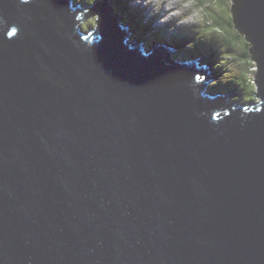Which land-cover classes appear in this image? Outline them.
<instances>
[{"label": "water", "instance_id": "1", "mask_svg": "<svg viewBox=\"0 0 264 264\" xmlns=\"http://www.w3.org/2000/svg\"><path fill=\"white\" fill-rule=\"evenodd\" d=\"M230 11L258 102L103 0H0V264H264V0Z\"/></svg>", "mask_w": 264, "mask_h": 264}, {"label": "clouds", "instance_id": "2", "mask_svg": "<svg viewBox=\"0 0 264 264\" xmlns=\"http://www.w3.org/2000/svg\"><path fill=\"white\" fill-rule=\"evenodd\" d=\"M97 1L99 0H71V4L72 5H89ZM103 1H105L109 9L113 12V14L121 22V24L124 26V28L129 33L131 38L135 40L136 42H138L144 49L149 50L156 44L170 46L172 47V49L169 51L171 58L178 60V61H188L190 60L189 58L193 60L198 59L200 64L209 66L210 67L209 80L206 82L204 90H206L207 92L211 94H220L216 90V87L211 85V81L215 80L219 75H223L229 69L227 65L225 64V62L220 63V64H214L212 62L213 64V67H212V64L209 63L207 60L208 54L204 49L206 46L210 45L215 48H219L220 50H223L225 52L224 54L227 59L232 58L233 62L236 59L238 60V64L241 65V67H243L244 63L240 62L243 58L241 56L243 52L242 53L241 51L240 52L237 51L236 53L234 52V50L236 49V46H234L233 39L230 37V35L226 34V35H223L222 37H218L210 33V32H214L220 35L223 29L227 32V28H224L223 23L218 19L219 16L221 18H224L223 13L225 11L227 12V10H225L223 5L220 6L221 3L223 4V0H215L217 3L219 2V6L221 7V11L223 12H220L217 10H212L209 12L207 24L209 25L211 24V26L208 28L206 25H203L199 21L189 20V16L194 14V10H192L193 12L191 14L187 13L189 14L188 16L183 15L186 13V10L189 7L192 9H195V7H192L189 4H184L186 0H182L180 2L181 3L180 8L174 7L175 5L174 2H179L178 0H175L173 2H169L170 0L168 2H164L163 0H133L135 2V5L138 8H135L134 6H132L129 0H103ZM194 1L196 2V4H198L197 9L203 10V9H207V6H210V5L204 4L205 0H201V1L194 0ZM183 4H184V7H182ZM165 8H167V11L166 10L164 11ZM182 8L185 9L184 13H175L173 14L174 18L171 21H168V18L172 13L171 10L177 11ZM230 8H231V5H230ZM230 8L228 9L229 14L227 12L229 17L226 19H229V18L231 19L230 24L236 30V33L237 32L239 33L238 38L243 39L245 41V44L247 43L245 53L247 54V56H249L248 58H250L249 50H248L250 41L246 40L242 36V34L238 31V29L234 26ZM146 11L151 13V15L149 13L146 15ZM165 12H167L166 15H165ZM211 14L215 15V19H213L210 22L209 18L211 17ZM194 17H195L194 19H198L196 15ZM96 18H97V13H94L92 16L85 18L81 20L80 22H78V25H76V29L79 32V34L83 36H87L89 31H95ZM226 38H229L232 41V46L234 47V49L231 47H230L231 50L225 49V46H227L225 45ZM194 51H195V56H194ZM190 55H192V57H190ZM250 59L256 64L255 60H253L252 58ZM247 66H249V64H245V67ZM217 68H219V70H215ZM246 70L248 74L251 73L249 71V68L248 69L246 68ZM253 70H255L254 71V75H255L256 67ZM238 72L236 70L232 71V74H231L232 76L230 78H227V80L229 81L230 84H235L236 82L237 84L236 89L239 91L243 89L242 85H240L237 82V79L238 77H240L242 70H239ZM248 74L247 76L250 77V79L246 80L245 82H248L249 86L251 85L250 87L252 86L254 87V93H255L256 87L254 83V78L251 79V76ZM231 82H234V83H231ZM237 86L239 88H237ZM227 90H229L231 94H233L232 92H234L233 87L225 88L223 91L226 92ZM246 100L237 98V101H234V100L231 101L230 99H228V102H232L236 104H241V103L249 104V103L258 102L259 98L253 95V97L246 98Z\"/></svg>", "mask_w": 264, "mask_h": 264}, {"label": "rangeland", "instance_id": "3", "mask_svg": "<svg viewBox=\"0 0 264 264\" xmlns=\"http://www.w3.org/2000/svg\"><path fill=\"white\" fill-rule=\"evenodd\" d=\"M164 2H168L169 0H163ZM173 1H175V0H170L169 2H173ZM179 2H175V7H177V8H180L181 7V1L182 0H178ZM201 1V0H200ZM129 2L131 3V5L132 6H134L135 8H138L136 5H135V2L133 1V0H129ZM140 2V1H139ZM138 2V3H139ZM140 4V3H139ZM184 4H189L190 6H192V7H195V9H192V8H188L187 10H186V13L185 14H183V15H185V16H188L189 14H187V13H192L193 11L192 10H194V14H192L191 16H189V20H196V21H199V22H201L203 25H206L207 26V28L208 27H210L211 26V24L209 25V24H207V20H208V17H209V12L210 11H212V10H217V11H220V12H223V11H221V7L220 6H222L223 5V7L225 8V10H227V12H228V14H229V8H230V5H231V0H223V4L221 3V5L219 6V2L217 3L215 0H205L204 1V4L205 5H210V6H207V9H203V10H201V9H197V6H198V4H196V2L194 1V0H186L185 1V3ZM184 4H183V6L182 7H184ZM192 4V5H191ZM186 7V6H185ZM191 9V10H190ZM209 9V10H208ZM141 10H143V9H141ZM145 11V10H144ZM171 15L169 16V18H168V21H171L173 18H174V15L173 14H175V13H184L185 12V9L184 8H182V9H180V10H177V11H172L171 10ZM227 12L225 11L223 14H224V18H221L220 16L218 17V19L223 23V25H224V28H227V32L223 29V31L221 32V34L220 35H218V34H216V33H214V32H210L211 34H213V35H216V36H218V37H222L223 35H226V34H229L230 35V37L233 39V44H234V46H236V49L234 50V52L236 53L237 51L238 52H240L241 51V53L243 52V54H245V49H246V44H245V41L243 40V39H239L238 37H235V32H236V30L231 26V24H230V18L229 19H226V18H228L229 17V15L227 14ZM149 12H147L146 11V15L148 14ZM150 15H151V13H149ZM161 14V13H160ZM165 15H166V12H165ZM197 16L198 17V19H194L195 17L194 16ZM173 16V17H172ZM94 18V17H93ZM213 19H215V15L214 14H211V17L209 18V21L211 22ZM188 20V21H189ZM190 24V23H189ZM192 24H193V22H192ZM203 35V34H202ZM189 48V47H188ZM230 52V51H229ZM225 52L223 51L222 53H221V55H223V58H222V61H225V64L227 65V67H228V71L227 72H225L223 75H220V77L219 78H222V76H225L226 78H230L232 75V71H234V70H236L237 72L239 71V70H242V73H241V76L240 77H238V79H237V82L239 83V84H241L242 85V83L243 82H245V75L247 76V74H248V72H247V70H246V68L248 69L249 68V71L251 72L250 74H248V75H250L251 76V79L253 78V76H254V71L255 70H253L256 66V64L252 61L251 63H249V66H247V67H245V64H243V67H241V65H239L238 64V60H234V62L232 61V58H226V56H225V54H224ZM187 55V54H186ZM190 57H192V55H190ZM223 63V62H222ZM226 70H227V68H226ZM239 73V72H238ZM245 74V75H244ZM242 77V78H241ZM216 79H218V78H216ZM216 79L215 80H212L211 81V85H213V83H215V81H216ZM250 82H251V80H250ZM238 84V85H239ZM238 87V86H237ZM239 88V87H238ZM230 98H233V99H237L238 98V95L236 96L235 94H233V96H231ZM247 101V100H246Z\"/></svg>", "mask_w": 264, "mask_h": 264}, {"label": "trees", "instance_id": "4", "mask_svg": "<svg viewBox=\"0 0 264 264\" xmlns=\"http://www.w3.org/2000/svg\"><path fill=\"white\" fill-rule=\"evenodd\" d=\"M235 37H239V33L237 32H235ZM247 44V43H246ZM225 45H227V46H225V49H228V50H231L230 49V47L231 48H233L234 49V47L232 46V41L229 39V38H226V42H225ZM197 46V45H196ZM212 47V48H211ZM205 51L207 52V60H208V62H210L211 64H212V62L214 63V64H220V63H222V62H225V61H222V58H223V55H221V53L223 52V50H220L219 48H215V47H213V46H206L205 48ZM212 53V54H211ZM194 55H195V51H194ZM243 58H242V60L240 61V62H242V63H244V64H249V63H251V59L250 58H248L249 56H247V54L245 53L244 55L242 54L241 55ZM189 57V56H188ZM215 70H219V68H217V69H215ZM245 75V74H244ZM241 76V75H240ZM245 81L246 80H249L250 79V77H248V76H246L245 75ZM242 78V77H241ZM231 83H234V82H231ZM252 84V83H251ZM235 85V86H234ZM236 82H235V84H230L229 83V81L227 80V78L225 77V76H222V78H220V79H218L214 84H213V86L214 87H216V89H218V88H228V87H233V91L234 92H239V93H237V95L239 96V99H242V100H246V98H251V97H253V93H254V87L252 86V87H250L249 86V83L248 82H243L242 83V87H243V89H242V87H241V89L242 90H237L236 89ZM241 85V84H240ZM237 90V91H236Z\"/></svg>", "mask_w": 264, "mask_h": 264}, {"label": "bare ground", "instance_id": "5", "mask_svg": "<svg viewBox=\"0 0 264 264\" xmlns=\"http://www.w3.org/2000/svg\"><path fill=\"white\" fill-rule=\"evenodd\" d=\"M174 3H175V2H174ZM191 5H192V4H191ZM174 7H175V6H174ZM165 10L167 11V8H165L164 11H165ZM172 11H174V10H172ZM166 14H167V12H166ZM131 35H132V34H131ZM197 39H198V38H197ZM211 48H212V47H211ZM211 54H212V53H211ZM194 56H195V55H194ZM188 58H189V57H188ZM189 59H190V60H193V59H191V58H189ZM209 63H210V62H209ZM217 64H218V63H217ZM212 67H213V64H212ZM219 77H220V75H219L217 78L220 79ZM218 79H216V81H217ZM216 81H215V82H216ZM213 84H214V83H213ZM212 86H213V85H212ZM237 88H238V87H237ZM216 90H217L218 93H220V94L230 93L229 90H227L226 92H224V91H223L224 88H218V89H216ZM236 91H237V90H236ZM239 92H240V91H239ZM232 93L235 94V95L237 96V93H238V92H232ZM230 94H231V93H230ZM238 98H239V96H238ZM228 99H230L231 101H233V100H234V101H237V99H233V98H230V97H229Z\"/></svg>", "mask_w": 264, "mask_h": 264}]
</instances>
